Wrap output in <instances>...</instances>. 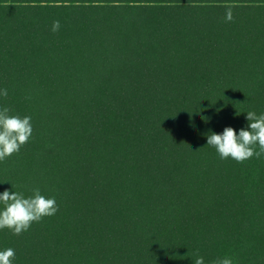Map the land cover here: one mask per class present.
Masks as SVG:
<instances>
[{
    "label": "trees",
    "instance_id": "1",
    "mask_svg": "<svg viewBox=\"0 0 264 264\" xmlns=\"http://www.w3.org/2000/svg\"><path fill=\"white\" fill-rule=\"evenodd\" d=\"M0 87L33 126L0 182L59 206L14 264H264V153L206 143L264 113V0H0Z\"/></svg>",
    "mask_w": 264,
    "mask_h": 264
},
{
    "label": "clouds",
    "instance_id": "2",
    "mask_svg": "<svg viewBox=\"0 0 264 264\" xmlns=\"http://www.w3.org/2000/svg\"><path fill=\"white\" fill-rule=\"evenodd\" d=\"M224 19L231 22L234 19L233 8L227 7ZM60 28L58 20L53 21L51 31ZM8 90L0 87V98L7 97ZM219 111V110H218ZM247 124L239 129L225 127L222 132L210 131L206 135L207 146L215 148L221 159L232 158L242 162L253 156L264 153V113L255 111L245 113ZM30 115L11 114L9 107L0 105V162L18 153L33 133ZM258 146L259 151H256ZM11 188L0 191V230L8 229L13 235L28 231L32 223L40 222L44 217L54 216L58 210L53 196L41 194L39 189L33 190L32 195L25 196L22 192ZM15 249L5 247L0 249V264H14ZM193 264H205L203 256L197 255ZM212 264H233L230 256L218 257Z\"/></svg>",
    "mask_w": 264,
    "mask_h": 264
}]
</instances>
